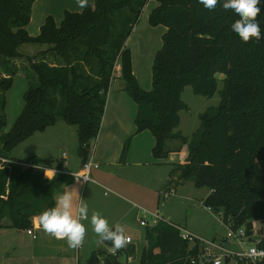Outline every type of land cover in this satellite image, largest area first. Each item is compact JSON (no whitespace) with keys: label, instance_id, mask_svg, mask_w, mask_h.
Returning <instances> with one entry per match:
<instances>
[{"label":"trees","instance_id":"trees-1","mask_svg":"<svg viewBox=\"0 0 264 264\" xmlns=\"http://www.w3.org/2000/svg\"><path fill=\"white\" fill-rule=\"evenodd\" d=\"M36 1L0 0V66L8 72L0 78L1 109L19 72L10 66L13 60L26 58L36 77L9 132H4L6 115L0 113L2 152L63 121L77 127L79 155L82 165L87 163L120 63L124 90L138 105L136 134L149 131L155 138V164L173 152L170 142L187 146V159L174 165L169 186H175L177 177L209 188L203 206L223 211L225 224L233 222L253 235L255 222L264 221V0H155L149 24L164 26L167 32L155 55L151 91L140 87L126 45L149 0H96L82 12L66 11L60 25L48 17L39 35L32 36L28 26ZM23 45L47 49L30 57L20 52ZM218 74L224 75L219 106L201 115L193 138L184 137L177 129L180 112L187 108L185 88L211 98L218 91ZM131 142L124 145L121 163ZM0 157L9 159L2 153ZM14 162L0 167V228L9 224L31 230L36 218L45 227L55 214L56 195L75 180L62 172L47 178L50 167L37 156ZM29 163L39 168L24 165ZM64 167L60 161L56 169ZM124 239L120 230H111L102 242L117 248L118 255L96 251L86 264H133L136 248ZM146 239L137 264H190V243L168 223L149 229Z\"/></svg>","mask_w":264,"mask_h":264},{"label":"rangeland","instance_id":"rangeland-1","mask_svg":"<svg viewBox=\"0 0 264 264\" xmlns=\"http://www.w3.org/2000/svg\"><path fill=\"white\" fill-rule=\"evenodd\" d=\"M149 9L150 6H147L142 10L135 25L136 27L140 24V31ZM129 43L130 38H127L126 45ZM38 50V45H23L20 48L24 56L30 57L41 52ZM156 50L150 53L142 68V82L150 85V89L145 90L139 83L144 91H151L153 87L152 68L159 49ZM10 66L17 68L19 72L14 76L11 89L5 93L3 109V100L0 98V113L4 112L7 122L4 132L12 129L22 113L25 106L24 95L35 77L26 58L13 60ZM7 74V70L0 66V78L6 77ZM217 77L218 91L211 98L196 95L190 86L185 88L182 100L187 108L180 112V125L177 129L184 137L193 138L201 127V115L219 106L224 75L218 74ZM181 145L183 149L173 154L175 164H182L187 159V155L184 156L187 146L182 143ZM34 152L47 156L45 161L49 167L60 162L64 154L71 170H77L83 161L79 155L77 127L69 126L63 121L44 132H38L9 153H3L0 145V153L18 161L29 159ZM93 153L94 150L88 154L87 162L92 159ZM173 169L174 166L170 164H127L120 168H110L109 165L103 164L99 170H93L91 182L87 186L70 201L63 202L65 204L68 201L70 209L75 211V233L72 232L67 240L60 241L54 236L49 239H35L28 230L0 228V264H86L93 253L102 247L101 235L115 224H120L124 233L133 240L135 248L142 250L148 243L146 234L154 226L144 227L141 221L152 223L154 215H158L169 225L180 226L199 238H214V242L225 241L228 230L224 220L219 213L210 212L203 206V201L210 194L209 188L199 189L193 182L179 181L176 177L175 193L171 190L173 193L165 196ZM80 183L83 184L75 181L68 186L73 187ZM255 229L256 232L264 229V221L255 222ZM59 246L63 248V253L58 256ZM228 248L239 250L236 246Z\"/></svg>","mask_w":264,"mask_h":264},{"label":"crops","instance_id":"crops-1","mask_svg":"<svg viewBox=\"0 0 264 264\" xmlns=\"http://www.w3.org/2000/svg\"><path fill=\"white\" fill-rule=\"evenodd\" d=\"M95 1L96 0H37L33 5L32 18L28 26V31L32 36H37L39 35L41 27L44 25L48 17L50 16L53 17L57 25H60L63 20L64 13L66 11L82 12L87 5H93ZM147 6H150V9L146 16V20L143 24V29H141L140 31L139 28L140 24L136 26L130 37L131 45L130 43L127 44L128 47L130 46L132 52L133 73L137 78L138 82L140 83V85L145 90H149L150 85L147 86L142 82V78H141L142 77L141 74L143 70L142 68L146 63V59L147 57H149L150 53L153 50L157 51L156 49L161 48L162 37L167 32L166 27H160V26H159L160 28L152 27L150 26L149 21H147L149 19V15L152 12V10L155 7H157L156 1L149 0L145 8ZM46 49H47L46 46H39L38 51L39 52L45 51ZM122 85H124V81L120 79L115 81L111 87V91L108 96L107 106L103 118L101 131L99 133L96 142L93 144L94 153L91 160H93L94 163L100 165L99 168L95 170H99L103 164L109 165L110 168H115V167L120 168L127 164L146 166L157 163L155 162L152 154V150L155 146V138L149 131L136 134L137 129L135 125V119L138 112V105L128 95V93L125 92L124 86ZM58 123L59 122H57V124ZM57 124H55L54 126H56ZM49 128H52V126ZM35 135H33L31 138H33ZM130 138H132V142L128 157L125 163H121V154L124 145L126 141ZM179 143L180 145H178ZM169 147L172 149L173 152L169 154L166 160L160 161L159 163L161 164L159 165H164V164H170L172 166L178 165L175 164V162L173 161L174 160L173 154L183 149L181 148L182 147L181 142L179 141L170 142ZM179 148L181 149L179 150ZM186 155H187V151L184 154V156L186 157ZM32 156H37L43 160L47 158V156H45L41 152H34L32 153ZM8 160L12 162L18 161L13 158H9ZM61 161H63L65 164L63 171H58L56 169V166L58 165L57 163L55 166L46 169L47 178L49 179L53 178L57 172H62L65 175L73 177V175L77 174L82 168V164H81L77 170H71L69 168L70 166L65 154ZM93 170L91 171V173L93 172ZM77 182H81V181H77ZM88 184L89 182L83 184L80 183L77 186H73V187L65 186L64 190L56 195L57 208L54 216L48 220L47 225L45 227L41 226L39 218H36L34 220L33 226L35 233H37L38 238L43 237L44 239L45 238L49 239V237L54 236V238L56 239L54 235V229L56 228H63L70 230L71 232L69 236L71 235L72 232L75 233L76 231L75 211L70 209L68 201H70L73 198V196L77 195V193L80 192V190H82V188H84ZM166 189L168 190V191L166 190L167 191L166 193L171 194L172 193L171 190H174L175 193L174 187L172 188L171 186L168 185ZM166 193H164L165 196ZM66 200L68 201L67 203L64 204L63 202H65ZM3 228L11 229L9 227V224H6V226ZM113 229H118L125 235V237H130L128 234L124 233V229L120 226V224H115L107 228V230H105L104 234H102L100 237V241H103V237ZM69 236L67 237V239L69 238ZM211 240H214V238ZM101 245L102 247H100L97 251H104L106 253H109L113 250L107 248L103 244V242L100 243V246ZM130 245L135 247V245H133V240H132V244ZM57 249H58L57 255L58 256L62 255L63 248L59 246V248ZM143 249L139 250L136 248V253L134 254V256H131L130 258L131 263L137 264L140 262ZM104 258L105 256L101 257L102 260Z\"/></svg>","mask_w":264,"mask_h":264},{"label":"built area","instance_id":"built-area-1","mask_svg":"<svg viewBox=\"0 0 264 264\" xmlns=\"http://www.w3.org/2000/svg\"><path fill=\"white\" fill-rule=\"evenodd\" d=\"M122 78V68L120 63L115 65V70L113 74L112 82ZM93 151V150H92ZM15 162L9 161L0 157V167L5 164H13ZM20 164V163H18ZM27 167L39 168L33 163L24 164ZM99 164L94 163L93 160L82 165L81 170L73 175L75 181H81L83 183H88L91 181V171L93 169H98ZM173 193V191H172ZM170 193H166V197ZM207 208V207H205ZM210 212H213L211 208H207ZM222 217L223 211L219 212ZM162 220L158 215H154L152 223H148L145 220L141 221V225L144 227L157 226ZM227 226V237L225 241L214 242V240H205L197 237L196 235L188 232L180 226H173L180 232V237L184 241H187L191 245V250L193 253L190 255V264H260L264 261V232L259 233L254 229L253 235H249L245 227H236L235 223L229 222ZM70 230L56 228L54 229V235L59 240L67 239L70 234ZM28 233L33 234L36 239L34 226ZM124 244H132V239L130 237H125ZM228 246L238 247V251L228 248ZM117 248H114L110 253L117 256Z\"/></svg>","mask_w":264,"mask_h":264},{"label":"water","instance_id":"water-1","mask_svg":"<svg viewBox=\"0 0 264 264\" xmlns=\"http://www.w3.org/2000/svg\"><path fill=\"white\" fill-rule=\"evenodd\" d=\"M127 262V258L126 256H123V263H126Z\"/></svg>","mask_w":264,"mask_h":264}]
</instances>
